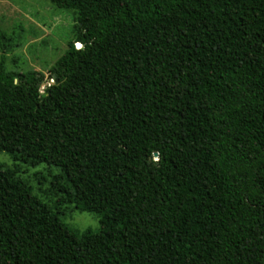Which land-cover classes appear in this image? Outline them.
Segmentation results:
<instances>
[{
  "label": "trees",
  "instance_id": "trees-1",
  "mask_svg": "<svg viewBox=\"0 0 264 264\" xmlns=\"http://www.w3.org/2000/svg\"><path fill=\"white\" fill-rule=\"evenodd\" d=\"M47 1L75 24L46 78L0 27V150L56 197L0 162V264H264V0Z\"/></svg>",
  "mask_w": 264,
  "mask_h": 264
},
{
  "label": "rangeland",
  "instance_id": "rangeland-1",
  "mask_svg": "<svg viewBox=\"0 0 264 264\" xmlns=\"http://www.w3.org/2000/svg\"><path fill=\"white\" fill-rule=\"evenodd\" d=\"M74 24L71 12L55 8L47 0H0V27L6 34L13 33L18 41L6 52V68L18 71L34 69L43 72L46 78L50 66L73 37ZM45 85H41L40 91ZM0 162L6 166L17 165L19 176L33 186L41 198L48 202L55 199L50 182L60 172L58 167L46 163L31 166L14 161L1 150ZM65 210L63 219L73 229L83 231L100 228L99 219L94 213L80 211L74 204H67Z\"/></svg>",
  "mask_w": 264,
  "mask_h": 264
},
{
  "label": "water",
  "instance_id": "water-1",
  "mask_svg": "<svg viewBox=\"0 0 264 264\" xmlns=\"http://www.w3.org/2000/svg\"><path fill=\"white\" fill-rule=\"evenodd\" d=\"M79 46H80V43L77 44V47H79ZM51 82H53V81H51ZM154 156H157V152H154Z\"/></svg>",
  "mask_w": 264,
  "mask_h": 264
},
{
  "label": "clouds",
  "instance_id": "clouds-1",
  "mask_svg": "<svg viewBox=\"0 0 264 264\" xmlns=\"http://www.w3.org/2000/svg\"><path fill=\"white\" fill-rule=\"evenodd\" d=\"M79 43V42H78Z\"/></svg>",
  "mask_w": 264,
  "mask_h": 264
}]
</instances>
